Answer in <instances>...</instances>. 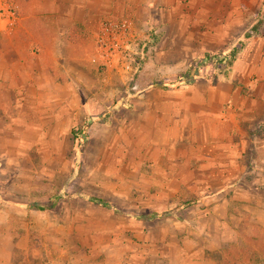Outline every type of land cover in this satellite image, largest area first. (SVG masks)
<instances>
[{"label":"rangeland","instance_id":"1","mask_svg":"<svg viewBox=\"0 0 264 264\" xmlns=\"http://www.w3.org/2000/svg\"><path fill=\"white\" fill-rule=\"evenodd\" d=\"M215 3L0 0L1 257L222 264L231 247L251 248L236 187L253 178L239 176L236 131L205 118L222 111V93L249 81L236 57L232 66L203 62L245 44L233 34L221 48L220 32L237 18L221 30L220 16L204 14ZM193 65L195 78L179 85ZM152 213L162 217L141 219Z\"/></svg>","mask_w":264,"mask_h":264},{"label":"crops","instance_id":"2","mask_svg":"<svg viewBox=\"0 0 264 264\" xmlns=\"http://www.w3.org/2000/svg\"><path fill=\"white\" fill-rule=\"evenodd\" d=\"M212 1L220 2V7L217 8L216 3L215 7L213 5L212 8L205 7L204 14L211 17L220 16L223 19L219 22L221 30H223V26H228L227 17L236 16L237 18L232 26L235 29H226V31L220 32V41L224 42L221 48L232 45L233 34L237 37L245 34L247 22L244 19L246 17L254 18V20H250H253V25L258 18H264V0ZM230 3L234 7L233 9L222 8V4L229 5ZM253 32L254 35L250 39H244L243 34L245 44L237 53L234 63V66H248L240 74L241 77L245 76V79L249 80L248 86L244 89L235 87L230 89L227 94L222 93L219 99L221 106L224 104L222 111L213 115L205 114L206 119H210L211 116L218 120L222 125L221 128L224 129L225 126L231 125L232 130L236 131L238 139L231 143L227 140L229 129L227 132L223 131V133H227L224 135L226 142L221 139V144L239 145L238 155L235 158L239 159V164L237 163V169L241 171L239 176L253 178L251 181L244 180V184L236 187L239 190H237L238 193H242L236 197V201L241 207L239 223L244 226L248 223L252 225V230H247L242 238L244 241L249 239L254 243L251 248L247 249L245 245H237L235 252L231 247L227 252L231 251L233 255H225L226 252H224L222 264H263L264 262V260L262 261L264 256H261V243L264 242V20ZM207 92L209 96L218 94L216 89H210ZM230 99L237 103L235 107L229 105L232 103ZM195 117L191 116L192 121L196 120ZM243 146H249L252 153L247 154L249 148L244 149ZM225 161L229 163L231 159L227 157ZM8 259L9 257L6 259V257L0 256V264H11Z\"/></svg>","mask_w":264,"mask_h":264},{"label":"trees","instance_id":"3","mask_svg":"<svg viewBox=\"0 0 264 264\" xmlns=\"http://www.w3.org/2000/svg\"><path fill=\"white\" fill-rule=\"evenodd\" d=\"M264 18H258L257 22L254 24V26H252V30H249L248 32H246L244 34V39H250L253 35H254V32L253 30H255L257 28V26L259 24H261L263 22ZM254 28V29H253ZM244 46L243 43H240L238 46H234L230 51L229 53L226 55V56H222V57H209L208 55L204 56V59H203V62H205L206 60H210V61H213L214 63H220V64H225L226 66H232V63L233 61L235 60V57L237 55V53L242 49V47ZM202 63V62H201ZM200 65V63L196 64V67H198ZM195 65L193 66H190L187 71H186V75H181L179 76V78L177 79V83L179 85H182V84H190L192 82V80L195 78V74H194V70H195ZM188 77L190 79H188ZM156 87H161L159 86L158 84L155 85ZM106 117H107V114H105ZM105 115L103 117H105ZM86 129V123H84L83 127H82V130H85ZM57 199V197L54 198V200ZM51 201V200H50ZM90 201L95 203V204H98L102 207H105V208H110V205L106 202H104L103 200L101 199H97V198H90ZM55 204V201L53 202H48V204H41V205H35L36 209L42 211V210H45L47 208V206L49 207H53V205ZM191 205V202L190 201H187L183 204L184 208L185 207H188ZM159 217H162V214H157V213H152V214H148L146 216H142L141 219L143 220H154V219H157Z\"/></svg>","mask_w":264,"mask_h":264}]
</instances>
